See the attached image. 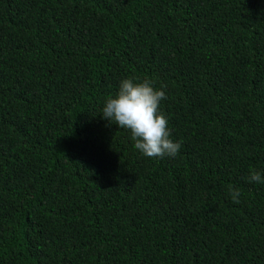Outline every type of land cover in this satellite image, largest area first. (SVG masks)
Masks as SVG:
<instances>
[{"label":"trees","instance_id":"obj_1","mask_svg":"<svg viewBox=\"0 0 264 264\" xmlns=\"http://www.w3.org/2000/svg\"><path fill=\"white\" fill-rule=\"evenodd\" d=\"M128 77L167 85L176 157L103 119ZM250 169L264 0H0V264H264Z\"/></svg>","mask_w":264,"mask_h":264},{"label":"clouds","instance_id":"obj_2","mask_svg":"<svg viewBox=\"0 0 264 264\" xmlns=\"http://www.w3.org/2000/svg\"><path fill=\"white\" fill-rule=\"evenodd\" d=\"M167 85L156 87L155 81L135 77L123 79L116 94L107 97L102 107L103 119L130 133L134 147L147 158L176 157L182 142L172 138L168 117L161 110L166 100ZM249 183H264V172L250 169ZM233 203L240 202L241 192L229 185Z\"/></svg>","mask_w":264,"mask_h":264}]
</instances>
